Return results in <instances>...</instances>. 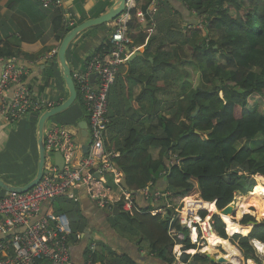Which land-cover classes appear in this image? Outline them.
Instances as JSON below:
<instances>
[{
    "label": "trees",
    "instance_id": "obj_1",
    "mask_svg": "<svg viewBox=\"0 0 264 264\" xmlns=\"http://www.w3.org/2000/svg\"><path fill=\"white\" fill-rule=\"evenodd\" d=\"M15 1L7 0V10L14 11ZM31 1L41 8L36 10L37 15H45L42 0ZM182 2L199 18L198 22H203L202 29L190 31V36L178 27L160 41L156 35L147 38L135 19L128 24L132 41L129 49L144 46V50L142 56L126 63L123 71L120 68L111 88V126L107 130L112 135L104 143L107 154H118L111 161L123 174L122 187L134 198L159 181L162 185L161 189L150 190V194H161L154 206L144 200L146 208L136 207L138 212L132 215L118 210L113 219L121 235L135 237L137 245L145 243L147 255L163 264H176V245H181L183 252L177 263L192 260L200 264L208 260L185 254L197 246L190 242L189 230L180 225L171 207L163 216H152L153 208L164 209L173 200L186 198L189 208L196 207L198 216L204 219L212 203L223 210L234 203L237 194L246 195L255 188V176L264 177V0ZM111 4L109 0H99L89 17L104 14ZM44 10H51V32L61 42L72 28L64 24L61 9ZM85 20L86 16L80 14L78 24ZM97 28L105 30L107 45L99 46L91 58L109 50L110 31L106 25ZM97 28L84 32L83 37ZM17 56L23 59L20 51L0 38V59ZM198 73L206 77L208 88L199 86L198 76L194 82L192 76ZM45 77L47 81L53 78L52 66L45 70ZM136 88H140L138 94L134 92ZM72 107L80 109L79 122L87 121L79 97ZM197 107L198 114L191 118ZM116 123L120 126L118 134L114 132ZM128 127V134L123 136ZM251 143L257 147L251 148ZM153 150L158 152L155 159L150 154ZM249 206L237 208V218L245 215ZM70 208L64 205L55 214L65 215L69 221L71 234L67 241L71 247L77 243L83 222L74 206ZM210 220L215 234L235 245L244 261L264 264L252 246V241L264 244V219L247 236L242 235L249 231L233 237L226 236L218 216ZM248 222L255 220L245 216L238 225ZM170 230L182 234L183 240L170 237ZM89 247L90 244L85 251L86 262L90 259L92 263L106 264V256L99 251L91 254ZM101 249L108 248L101 244ZM108 252L113 264L116 255ZM122 263L134 264L126 259Z\"/></svg>",
    "mask_w": 264,
    "mask_h": 264
},
{
    "label": "built area",
    "instance_id": "obj_2",
    "mask_svg": "<svg viewBox=\"0 0 264 264\" xmlns=\"http://www.w3.org/2000/svg\"><path fill=\"white\" fill-rule=\"evenodd\" d=\"M41 4L44 9H61L63 22L69 28L77 24V15L67 10L63 0H42ZM158 5L159 0H126L123 14L109 24L108 53L93 56L82 71L71 70L81 111L87 119V152L83 154L81 151L82 139L77 126H45V175L26 193L0 196V264H70L67 239L71 230L67 217L49 212L38 221L31 220L39 213L42 205L75 189L84 188L88 199L101 210L111 212L116 207L129 215L135 210L138 212L135 198L120 185V172L111 161L117 155L105 152V134L110 125L108 96L132 45L128 37V24L135 19L139 27H149L150 32H154ZM202 24V21L199 22L200 27ZM26 74V68L15 59L9 60L1 71L0 117L7 123H15L55 107L34 96L26 84ZM54 154L62 157L61 172L54 165ZM107 176H111V184L107 182ZM140 193L151 205L161 197L160 193L150 194L149 190ZM170 207L153 209L150 214L163 216ZM205 218L197 217V221H191L197 226L192 228L190 224L186 227L190 230L189 240L192 244L198 240H207L209 233L214 232L211 220ZM193 231L196 233L195 239H192ZM169 235L179 241L183 240V235L175 230H170ZM89 250L91 254L95 253V242ZM86 264L93 263L89 259Z\"/></svg>",
    "mask_w": 264,
    "mask_h": 264
},
{
    "label": "crops",
    "instance_id": "obj_3",
    "mask_svg": "<svg viewBox=\"0 0 264 264\" xmlns=\"http://www.w3.org/2000/svg\"><path fill=\"white\" fill-rule=\"evenodd\" d=\"M6 1L7 0H3L0 2L1 41L7 42L10 47L20 51L23 59H19V56L11 59H15L19 65L26 68L27 74L25 81L34 96L38 100H46L55 106L62 103L67 98V90L56 65L55 57L60 42L55 40V37L51 32V10L42 9V12L45 15L41 17L40 15H37L36 12L37 9L40 10L41 8H39V5L37 6L34 1L17 0L14 2V11L7 10ZM98 1L99 0H63L68 11L76 14L77 18L80 17L81 14L85 15L87 19H90V12ZM109 1L110 4L114 3L113 0ZM143 3L145 4L146 1ZM198 20L199 18L193 12L188 11L182 0H159L158 13L156 16V30L150 32L149 27H146V29H144V26L142 25L140 27L143 33H146L145 35L147 38L156 35L160 41H164L167 33L170 32L171 34L173 29L178 27L189 35L191 30H195ZM105 35V30L101 32L98 31L96 34L92 33V35L87 34L85 37L81 34L70 45L66 57L71 70L82 71L85 69L96 49L103 44L107 45V42H105L107 35ZM143 50L144 46H135L132 49H129L126 60L129 55L132 54H136L132 60L137 59V57L142 56ZM11 59H0V74L5 64ZM124 65L122 66V71L124 70ZM51 66L53 70V78L47 81L45 70ZM74 110L75 114L70 116L71 118L68 121H50V124L52 126H76L79 122L78 111H76L75 107H71L68 111L72 112ZM37 120V114L29 115L15 123H7L6 120L0 117V179L10 185H26L35 176L38 160L35 138ZM111 135L112 131L106 130L105 142ZM151 152L150 154L152 155ZM152 157L154 159L157 158V156L154 157L153 155ZM1 161H3V164ZM120 175V185L122 186L123 174L120 173ZM107 182H112L111 176H107ZM161 186L162 185L158 182L157 185H153L150 189L146 190H158L161 189ZM187 202L188 200L186 198L182 199L183 204ZM64 205L68 208L74 206L77 210L75 212L78 213L83 222V228L77 234V243L70 247V264H86L85 251L88 245H91L94 242L96 243L95 253L99 251L101 252V256H106V264H111L108 255L109 250L116 255V259H120V264H124L122 263V259H126L134 264H163L158 259L147 255L145 243L137 245V239L135 237L132 236L131 238L126 234L125 236L121 235L119 230L114 227L113 218L118 214L113 213V210L109 212L96 207L88 199L84 188L75 189L64 197L42 205L39 213L34 216L31 221H38L49 212L55 213L63 208ZM135 205L137 208L147 207L148 204L144 201L141 193L135 197ZM239 207V204H237L236 209ZM115 208L116 207H114V209ZM186 209L187 213H180V216L182 217L183 215L186 219H188V217L196 219V213H190L192 211L191 207L189 208L187 205ZM70 210H72V208H70ZM181 219L183 220V218ZM85 230L88 231L89 239L83 244L85 241ZM1 238L2 236L0 235V239ZM101 244L108 249H101ZM222 246L224 247L223 244L217 245L216 247L219 250L220 248H223ZM206 247H208V244L203 249L205 250ZM174 248L176 252L180 251L179 253H183L181 251V245H176ZM203 249L201 250L197 248L189 253V251L192 250L190 249L187 250L185 254L189 256L199 255L204 257L202 253L206 252L203 251ZM216 249L214 247V250ZM214 250L208 249L207 252H211L210 254L212 256L219 258L221 256L220 252L216 250L217 253H213ZM175 259L176 264H194L192 260H189L187 263H177L179 257H175ZM93 264L100 263L94 262ZM113 264H115L114 261ZM200 264H209V261Z\"/></svg>",
    "mask_w": 264,
    "mask_h": 264
},
{
    "label": "water",
    "instance_id": "obj_4",
    "mask_svg": "<svg viewBox=\"0 0 264 264\" xmlns=\"http://www.w3.org/2000/svg\"><path fill=\"white\" fill-rule=\"evenodd\" d=\"M125 1L126 0H116L115 3L112 4V6L102 15L98 16L97 18H90L87 19L75 27H73L61 40L58 50L56 52V65L59 69V73L61 75V78L64 82L65 88L67 90V98L62 103L58 104L57 106L44 111L38 116L37 124H36V130H35V138H36V145H37V151H38V160H37V168L35 176L26 184L23 186H14L10 185L7 182L0 179V191H2L4 194H23L34 188L42 179L43 175H45V147H44V129L48 121L56 117L57 115H60L66 111H68L76 102L77 99V92L75 89V85L72 79L71 75V68L68 64L67 60V52L70 47V45L84 32L100 27L102 25H108L115 19H117L120 15L123 14L125 11ZM136 54L129 55V57L126 60V63L131 62V60L134 58ZM199 112V108L197 107L195 111L191 114V118H194ZM77 127L80 131V137L82 139V145H81V151L83 154L87 152L88 149V141H87V123L85 121H80L77 123ZM197 134V133H196ZM54 165L58 167L60 172L62 171L63 167V160L62 157L59 154H54L53 157ZM206 203V202H205ZM209 204V203H207ZM212 205L215 208V213L212 214L218 216L222 220V216H232L235 213L234 207L231 205L227 206L223 210H218L215 207V204L212 203ZM113 213L118 214V209H113ZM259 225V222H248L246 226H250L251 229L246 235L247 236L251 230ZM85 241L83 244L86 243V241L89 239L88 231L85 230ZM214 233V232H212ZM254 243H259L256 241H252V246L255 248ZM86 246V245H85ZM204 257L209 261V264H223L225 262L224 257H215L212 256L210 253H202ZM115 264H120V259L114 260Z\"/></svg>",
    "mask_w": 264,
    "mask_h": 264
},
{
    "label": "rangeland",
    "instance_id": "obj_5",
    "mask_svg": "<svg viewBox=\"0 0 264 264\" xmlns=\"http://www.w3.org/2000/svg\"><path fill=\"white\" fill-rule=\"evenodd\" d=\"M7 2V1H6ZM79 19H80V17H78L77 19H76V21L75 22H79ZM107 26V30H108V32L110 31V27H109V24L108 25H106ZM195 29H202L200 26H199V23H197V25H196V27H195ZM95 31H102L100 28H97L96 30H93V34H96L97 32H95ZM191 31H194V30H191ZM92 35V34H91ZM106 36V35H105ZM188 36H190V34L188 35ZM202 36V35H201ZM108 37V36H107ZM122 68V67H121ZM191 71L193 72V69L191 68ZM194 73V72H193ZM199 77V86H201V87H203V88H208L209 86H208V82H207V80H206V77L205 76H203V74L202 73H198L197 75H195V74H193V80H194V82L195 83H197V80H198V77ZM204 77V78H203ZM140 91V88H136L135 90H134V92H135V94H138V92ZM112 90H110V95H109V102H111V100H110V98L112 97ZM220 97H221V95H220ZM256 99H253L252 101H255ZM76 111H78V112H80V109L78 108V107H76ZM116 111V109H114L113 110V112H115ZM75 114V110L74 111H72V112H64V113H62V114H60V115H57L56 117H53V118H51L49 121H48V123L46 124V126H48V125H51L50 124V121L52 122V121H55V122H59V121H62V120H64L65 122L66 121H68L71 117L70 116H73ZM119 120V119H118ZM120 131V126H119V124H115V126H114V132L116 133V134H118V132ZM128 131H129V127H128V129H126L125 130V132L123 133V136L125 135V133H127L128 134ZM250 145V147L251 148H255V147H257V145L255 144V143H251V144H249ZM237 147H239V146H237ZM152 155L154 156V157H156L157 156V150H153L152 152ZM1 163L3 164V161H1ZM259 178H262L263 180H264V177H260V176H255L254 177V180H255V183H256V185H255V187L256 186H262L261 188L263 189L264 188V185H262V182H264V181H262V182H260V180L261 179H259ZM159 183H160V181H159ZM254 189V188H253ZM0 195H4V193L1 191L0 192ZM242 200V198H240V195H236V198L234 199V203H232V206L234 207V210H235V214L234 215H232V216H230V218L233 220H235L238 224H240L241 223V221H242V219L245 217V216H250V217H252L255 221H257V222H260L262 219H264V218H262L261 217V215H263L264 214V203L263 204H260V205H258V206H255L254 204H250V206L249 207H247V210H246V214L245 215H243L242 217H240V218H237V216H236V205L237 204H239L240 203V201ZM187 204L188 203H185V204H183L182 203V199L180 200V199H175V200H173V202H172V205H171V208H172V211H173V213H175V218L179 221V223H180V218H183V215H182V217L180 216V213H187ZM194 211H191L190 213H193ZM199 212L200 211H198L197 213H196V215H197V217L199 218V216H198V214H199ZM210 213H215V212H213L212 210H211V212ZM185 215V214H184ZM197 217H196V219H192V220H189L190 222L191 221H197ZM211 217H212V214H209V213H207V216H206V220H209V219H211ZM190 217H188V219H189ZM237 218V219H236ZM114 220V219H113ZM112 222V221H111ZM123 223V222H122ZM195 223V222H194ZM192 224V223H191ZM197 226V224H192V228H194V226ZM190 231V230H189ZM225 234H226V236L227 237H230V236H228L227 235V233H226V230H225ZM191 240V239H190ZM225 242H228L229 243V241H225ZM196 246H197V248L198 249H203L205 246H207V243H206V240H198V242L197 243H194ZM230 244V243H229ZM224 245V244H223ZM231 245V244H230ZM231 246H233L235 249H237L236 248V246L235 245H231ZM223 247V246H222ZM217 247H215V249H216ZM224 248V249H223ZM222 249L220 248L219 250H218V248L216 249V250H218L219 252H220V255L221 256H225V255H227V253H226V251H225V245H224V247H223ZM180 249V248H179ZM216 250H214L213 251V253H217L216 252ZM181 251H182V249H181ZM238 251V250H237ZM180 252V251H179ZM179 252L177 251H175V248H174V250H173V254H174V256L175 257H178V255H179ZM197 252V251H196ZM239 252V251H238ZM256 254L258 255V257L260 258V259H264V254H261V253H259L257 250H256ZM239 257H240V259H239V264H248L249 262H252V261H248V262H246V261H244L243 259H242V257H241V255H240V252H239ZM253 263V262H252Z\"/></svg>",
    "mask_w": 264,
    "mask_h": 264
},
{
    "label": "bare ground",
    "instance_id": "obj_6",
    "mask_svg": "<svg viewBox=\"0 0 264 264\" xmlns=\"http://www.w3.org/2000/svg\"><path fill=\"white\" fill-rule=\"evenodd\" d=\"M259 179H261L260 182L264 181L262 178H259ZM262 185H264V182H262ZM261 187L262 186H256L250 193L246 195L237 194V195H240V198H242V200L239 203V206L241 207V206H246L250 204L251 205L254 204L255 206H258L260 204H263L264 203V188L262 189ZM191 210L194 211L195 213L197 212V208L194 206L191 207ZM211 210L215 212V208L213 205H211ZM221 218L225 225L226 233L230 237H233V235H236V234H243L245 232H248L251 229L250 226L238 225L234 223L233 221H231L230 216H222ZM190 219H186L183 217V220H182L183 225L189 227L191 224V222L189 221ZM195 237H196V233L195 231H193L192 239H195ZM206 242L208 244V247H206L205 250L203 249V251H205L206 253H211V252H207L208 249L214 250V247H216L217 245L224 244L226 247L225 251L227 255L222 256L225 259V262L223 264H239L240 257H239V252L237 251V249L231 246L228 242H225V240H222L221 238H219V236H217L215 233H212V232L209 233V236L207 237ZM254 246L259 253L264 254V244L254 243ZM248 264H254V263L249 262Z\"/></svg>",
    "mask_w": 264,
    "mask_h": 264
},
{
    "label": "clouds",
    "instance_id": "obj_7",
    "mask_svg": "<svg viewBox=\"0 0 264 264\" xmlns=\"http://www.w3.org/2000/svg\"><path fill=\"white\" fill-rule=\"evenodd\" d=\"M114 3H115V2H114ZM199 22H200V21H199ZM199 22H198V23H199ZM109 24H110V23H109ZM76 25H78V22H77ZM76 25H75V26H76ZM75 26H74V27H75ZM202 26H203V24H202ZM201 28H202V27H201ZM128 50H129V49H128ZM56 106H57V105H56ZM42 113H43V112H42ZM39 115H40V114H39ZM39 115H38V116H39ZM85 122H86V121H85ZM76 126H77V125H76ZM77 128H78V127H77ZM107 129H108V128H107ZM116 155H118V154H116ZM113 157H114V156H113ZM115 157H116V156H115ZM113 165H114V164H113ZM158 193H159V192H158ZM153 194H154V193H153ZM156 203H157V202H155L153 205H151V204H150V205H151V206H154ZM117 209H118V208H117ZM153 209H156V208H153ZM118 210H119V209H118ZM214 233H215V232H214ZM255 250H256V249H255Z\"/></svg>",
    "mask_w": 264,
    "mask_h": 264
}]
</instances>
